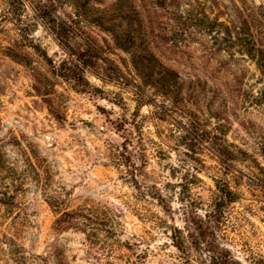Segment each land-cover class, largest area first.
Masks as SVG:
<instances>
[{
  "label": "rangeland",
  "instance_id": "rangeland-1",
  "mask_svg": "<svg viewBox=\"0 0 264 264\" xmlns=\"http://www.w3.org/2000/svg\"><path fill=\"white\" fill-rule=\"evenodd\" d=\"M117 1L0 0V264H210L201 220L264 264V75L236 39L264 51V0H125L107 23ZM159 64L209 96L162 103L143 69ZM213 89L244 152L230 171L203 147Z\"/></svg>",
  "mask_w": 264,
  "mask_h": 264
},
{
  "label": "trees",
  "instance_id": "trees-1",
  "mask_svg": "<svg viewBox=\"0 0 264 264\" xmlns=\"http://www.w3.org/2000/svg\"><path fill=\"white\" fill-rule=\"evenodd\" d=\"M5 1L8 3L9 7H12L15 3H18L21 8H24V0ZM82 1L85 4L88 3L90 0ZM124 1L125 0H118L115 5L111 6V8L109 9H106L101 14V18L105 20L106 18L104 16L109 14V18L112 19H107V23L114 22L116 18H120L121 20L123 15ZM71 2L74 3V0H71ZM11 14L12 17L17 16V14H15L13 11H11ZM47 16L50 17L51 13H49ZM49 24L50 30L56 36H58L60 32H66L67 30L69 31L72 28L71 25L60 21L59 19H57V17L53 18V16L52 19L50 17ZM113 28L116 27L113 25ZM113 36L115 37V35ZM236 39L245 54L249 57L251 61L255 63L257 68L264 75V51L258 45L253 34L250 31H247L246 34H237ZM114 42H116L117 44L120 43V45L124 47L132 44V41L129 42L121 36H116ZM71 59L72 62H82L80 57H74V55H71ZM81 64H83L84 68L88 66L86 63ZM143 69H145L147 73L146 85L148 84L149 87L153 88V92L156 96H159V100H161L162 103L170 102V104L178 106V104H180L182 102V99L186 96L201 98L202 96L207 97L210 94V92L207 91V86L205 83H202L200 81H190L189 83H183L177 73L162 67L160 64L159 71H157V65H144ZM217 91V89H213V91H211L212 96L210 95L209 97V103L207 107L209 111V116H211L212 127L211 130L204 132L205 142L204 146H202L204 147V149L212 153L227 171H230L233 170L232 164L235 162V160L238 159V155L243 154L244 152L238 147L230 144L226 139L231 128L229 121L225 119L221 113L214 112L211 110L215 97L214 94L216 95ZM190 124L194 125V121ZM187 135L191 137L190 133H188ZM191 139L195 140V138ZM260 154L264 158V147L261 148ZM231 196L232 191L229 188L226 190H221L220 197L217 203L219 204L218 206H227L233 203L234 201ZM214 214L217 215L218 212H215ZM72 228H75L74 225H67L64 227L63 230L67 231ZM177 233L179 235V239H177L176 237L173 238L175 244L174 246L180 252H184L186 250L184 244L179 241L181 240L180 237L182 236V234L179 231ZM190 238L194 240L196 248L198 249L201 248L203 244H205V252L208 253L210 256V264H240L234 259L231 252L227 248L221 247L217 243V236L216 232L214 231V228L205 226V223L202 222V220L199 221V223L196 225V228L194 229V232L191 234Z\"/></svg>",
  "mask_w": 264,
  "mask_h": 264
},
{
  "label": "built area",
  "instance_id": "built-area-1",
  "mask_svg": "<svg viewBox=\"0 0 264 264\" xmlns=\"http://www.w3.org/2000/svg\"><path fill=\"white\" fill-rule=\"evenodd\" d=\"M101 130H102V128H101ZM42 141L44 144H46L48 146H53L56 143V139L54 137H51V136H45Z\"/></svg>",
  "mask_w": 264,
  "mask_h": 264
}]
</instances>
